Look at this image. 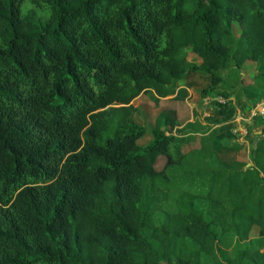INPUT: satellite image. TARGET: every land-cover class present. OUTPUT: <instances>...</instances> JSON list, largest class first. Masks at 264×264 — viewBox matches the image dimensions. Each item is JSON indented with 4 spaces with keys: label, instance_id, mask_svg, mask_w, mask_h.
<instances>
[{
    "label": "trees",
    "instance_id": "obj_1",
    "mask_svg": "<svg viewBox=\"0 0 264 264\" xmlns=\"http://www.w3.org/2000/svg\"><path fill=\"white\" fill-rule=\"evenodd\" d=\"M246 63L264 90V0H0V264H264V137L183 154L163 112L142 148L132 105Z\"/></svg>",
    "mask_w": 264,
    "mask_h": 264
},
{
    "label": "crops",
    "instance_id": "obj_2",
    "mask_svg": "<svg viewBox=\"0 0 264 264\" xmlns=\"http://www.w3.org/2000/svg\"><path fill=\"white\" fill-rule=\"evenodd\" d=\"M191 77L194 76V78L190 81L185 80L178 85L180 90L186 92V97L185 94H182L183 99H177V93L172 96L168 97L166 99H160L158 103V109H156L155 112V118L160 113H167L170 118H176L178 121V127H176L173 131L172 134L173 136H176L177 131L181 130L183 127L190 123H194V113L197 114L200 118L199 122L202 124V127L209 129L208 132H206L205 135L201 134H187L186 136H183L182 138V144H181V151L183 154H188L192 151L199 150L200 148V140L202 137L209 135L212 131L218 132V135L213 143L214 150L216 153L220 156V158L226 162V163H232V162H240L245 164L246 168H249L252 166L250 160H249V150H250V144L246 137L250 136V123H235V118L239 113H247V112H242L238 108H233L236 110L235 115H226V116H220L215 115L206 107V101L204 100H195L193 99V95L197 91H201L209 86V78L204 76V81L205 84L204 87H198L195 85L196 82V76L198 75H190ZM196 86V87H195ZM178 88V89H179ZM191 88V89H189ZM191 94V95H190ZM141 97V96H140ZM139 99V98H138ZM208 99V98H207ZM137 101V99L135 100ZM197 101V102H195ZM219 103H221L223 106L226 105V102L223 101L222 99H217ZM264 101V100H263ZM262 101V102H263ZM195 102V103H194ZM133 105V102H132ZM134 107V106H133ZM136 108V107H135ZM155 107V105L153 106ZM138 109V108H137ZM140 109L138 113L136 114L134 121L136 120V117L139 115ZM155 122V120H154ZM136 123V121H135ZM250 127V128H249ZM154 128V123L153 127L150 129V131ZM147 133L143 138H146V144L141 145V140L138 141V146L145 148L151 141H152V136L149 134L147 130H145ZM262 134V132H260ZM192 145L190 150H187L186 147ZM234 146L239 147L238 152H232L231 148ZM231 150V151H230ZM165 159L164 158H159L157 163H156V170L159 164H161V167L159 168L160 171L163 169L165 166Z\"/></svg>",
    "mask_w": 264,
    "mask_h": 264
},
{
    "label": "rangeland",
    "instance_id": "obj_3",
    "mask_svg": "<svg viewBox=\"0 0 264 264\" xmlns=\"http://www.w3.org/2000/svg\"><path fill=\"white\" fill-rule=\"evenodd\" d=\"M234 31H235V36L238 37L240 35V32L237 26H235ZM187 60L196 63L198 65L201 63L200 60L197 59L195 56H193L191 53L187 54ZM190 75L192 74L189 73L186 76L185 80L190 81L194 78V76L191 77ZM257 75H258L257 68L255 64L252 63H246L243 66L242 70L239 72L235 70H229V71H225L222 74L223 82L218 87V90L230 95V98L228 100H223L226 102V105L223 107L224 111L227 112L233 109L234 107L241 108V106H243V108L246 109L245 112H249V110L252 109L256 104L264 100V90L261 91L260 87L256 85L254 82ZM196 77L198 78H196L197 83L195 85H197L198 87H204V85H206L203 78L204 76L198 75ZM178 88L179 87L176 88L175 94L180 91V88L179 89ZM193 96H194L193 99L198 101L200 98L199 91L195 92ZM205 101L207 103L206 107H208L209 110L211 108L212 109L211 112L213 114L219 115V109L215 105L216 103L219 102L213 98L205 99ZM133 106L138 108V111L140 109V113L135 120L136 124L149 132L150 129L153 127V123L155 120L154 111L158 109V106L157 108H153L154 104L146 94L139 97L137 101H134ZM197 117L199 116L194 113V121H193L194 123H190V124H195L199 126L201 129L205 130V132H208L209 129L202 127V124L199 122L200 118L197 119ZM218 118H220V115L218 116ZM257 120L249 124V126L251 127V128L249 127L250 136L245 138L247 139V141H249L250 144L249 154L250 151L255 148L257 142L264 137V135L260 134V132H262V129L264 128V124H263L264 122L263 121L258 122ZM145 144H146V138H143L141 141V145H145ZM189 147H192V145L186 147V149L190 150L191 148ZM160 167L161 164L158 165L157 170H159ZM256 234L257 232L255 231L254 235ZM226 254L227 256L231 257L233 255V250L228 251Z\"/></svg>",
    "mask_w": 264,
    "mask_h": 264
},
{
    "label": "built area",
    "instance_id": "obj_4",
    "mask_svg": "<svg viewBox=\"0 0 264 264\" xmlns=\"http://www.w3.org/2000/svg\"><path fill=\"white\" fill-rule=\"evenodd\" d=\"M257 119L264 122V101L256 104L252 109L249 110V112L245 114L239 113L235 118V123L244 122L248 124ZM237 120H239L240 122Z\"/></svg>",
    "mask_w": 264,
    "mask_h": 264
}]
</instances>
